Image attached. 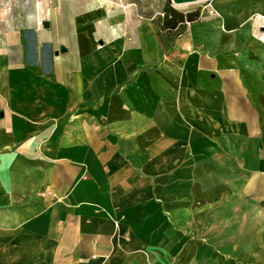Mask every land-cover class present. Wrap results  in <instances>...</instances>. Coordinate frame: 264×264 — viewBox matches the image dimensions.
I'll list each match as a JSON object with an SVG mask.
<instances>
[{
  "label": "crops",
  "instance_id": "obj_1",
  "mask_svg": "<svg viewBox=\"0 0 264 264\" xmlns=\"http://www.w3.org/2000/svg\"><path fill=\"white\" fill-rule=\"evenodd\" d=\"M167 6L0 0V264H264V15Z\"/></svg>",
  "mask_w": 264,
  "mask_h": 264
},
{
  "label": "rangeland",
  "instance_id": "obj_2",
  "mask_svg": "<svg viewBox=\"0 0 264 264\" xmlns=\"http://www.w3.org/2000/svg\"><path fill=\"white\" fill-rule=\"evenodd\" d=\"M175 8L181 11L200 10L201 13L206 11L218 18H222L224 10L232 15L247 14L251 19L264 15V0H201L200 2L190 5H175ZM206 10V11H205ZM220 192L222 191L217 188Z\"/></svg>",
  "mask_w": 264,
  "mask_h": 264
},
{
  "label": "trees",
  "instance_id": "obj_3",
  "mask_svg": "<svg viewBox=\"0 0 264 264\" xmlns=\"http://www.w3.org/2000/svg\"><path fill=\"white\" fill-rule=\"evenodd\" d=\"M200 17H201L200 10L197 9L187 12L180 11L176 9L174 6H172L171 0H168V6L165 12L164 24L167 27L175 28L179 24L191 22L199 19Z\"/></svg>",
  "mask_w": 264,
  "mask_h": 264
},
{
  "label": "water",
  "instance_id": "obj_4",
  "mask_svg": "<svg viewBox=\"0 0 264 264\" xmlns=\"http://www.w3.org/2000/svg\"><path fill=\"white\" fill-rule=\"evenodd\" d=\"M195 1H199V0H171V2L174 5H181V4H184V3L195 2Z\"/></svg>",
  "mask_w": 264,
  "mask_h": 264
},
{
  "label": "bare ground",
  "instance_id": "obj_5",
  "mask_svg": "<svg viewBox=\"0 0 264 264\" xmlns=\"http://www.w3.org/2000/svg\"><path fill=\"white\" fill-rule=\"evenodd\" d=\"M201 0L199 1H195V2H189V3H184V4H181V5H185V4H192V3H196V2H200ZM180 6V5H179Z\"/></svg>",
  "mask_w": 264,
  "mask_h": 264
}]
</instances>
